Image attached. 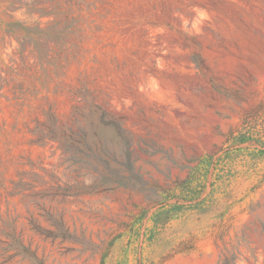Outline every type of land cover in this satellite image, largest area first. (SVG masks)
Masks as SVG:
<instances>
[{
	"label": "rangeland",
	"instance_id": "1",
	"mask_svg": "<svg viewBox=\"0 0 264 264\" xmlns=\"http://www.w3.org/2000/svg\"><path fill=\"white\" fill-rule=\"evenodd\" d=\"M0 0V264H264V0Z\"/></svg>",
	"mask_w": 264,
	"mask_h": 264
},
{
	"label": "trees",
	"instance_id": "2",
	"mask_svg": "<svg viewBox=\"0 0 264 264\" xmlns=\"http://www.w3.org/2000/svg\"><path fill=\"white\" fill-rule=\"evenodd\" d=\"M71 2L72 0H66ZM22 7H27L29 9H36L34 5L28 2V0L23 1ZM10 21H3L0 19V27L4 32L5 36L14 38L18 42L17 52L23 57L25 50H28L29 54L38 55L41 60H48V53L50 49L47 44L50 41H56L64 43L68 32L71 31V22L66 23V25L58 29V22L55 26L44 29L33 26L32 23L28 21H23L17 19L14 15H11ZM52 63V62H50ZM223 264H230L225 262Z\"/></svg>",
	"mask_w": 264,
	"mask_h": 264
}]
</instances>
